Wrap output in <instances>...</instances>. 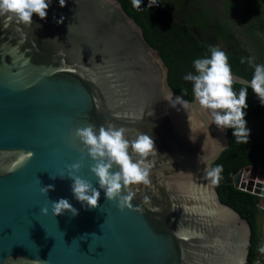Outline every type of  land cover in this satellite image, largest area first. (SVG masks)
<instances>
[{
    "label": "water",
    "instance_id": "water-1",
    "mask_svg": "<svg viewBox=\"0 0 264 264\" xmlns=\"http://www.w3.org/2000/svg\"><path fill=\"white\" fill-rule=\"evenodd\" d=\"M47 13L34 14L32 27H4L0 17V264H247L251 228L204 172L230 148L229 129L208 123L195 97L186 110L165 99L182 95L118 0H51ZM233 74L234 84L249 82ZM109 122L129 140L155 142L150 183L132 186L142 211L106 198L75 136ZM80 161L77 175L101 192L97 208L72 192L68 166ZM250 170L234 177L236 188ZM47 185L55 187L46 195ZM60 198L78 214L55 216Z\"/></svg>",
    "mask_w": 264,
    "mask_h": 264
},
{
    "label": "clouds",
    "instance_id": "clouds-1",
    "mask_svg": "<svg viewBox=\"0 0 264 264\" xmlns=\"http://www.w3.org/2000/svg\"><path fill=\"white\" fill-rule=\"evenodd\" d=\"M51 0H0V17H4V27H8L13 21L27 27L33 26V15L38 14L41 19H46L47 10ZM132 7L142 10L143 0H131ZM61 7L65 6L66 0H59ZM158 4L157 0H149L148 8ZM63 22V18L57 21ZM19 30V29H17ZM70 30V26H69ZM245 59H241L244 63ZM247 63L253 65V59L247 58ZM195 74L189 72L184 76L185 81L193 84V94L196 102L202 110H209L208 123H214L222 131L233 129V135L237 143H247L250 129L247 124L245 109L248 108V89L258 96L261 104H264V64L254 65V74L251 80L239 90L237 95L233 85L238 82L234 76L229 56L218 46L210 48V56L198 58L194 61ZM165 99L175 107L181 105L185 110L190 107L187 100L182 96L173 98V92L169 91ZM126 129L116 127L112 123L107 126L101 125L97 131L96 125L88 124L75 130L77 136L87 150V155L95 163L91 165V171L98 177L99 189H103L108 200L117 202L120 210L125 208L142 211L139 206H134L132 200L136 196L134 185H148L149 173L153 162L150 156L157 154L155 142L148 134H139L135 139L126 137ZM82 167V161L68 166V176L73 181L71 188L75 198L88 208L99 207L100 190L91 181L82 178L77 173ZM118 169V170H114ZM205 177L212 185H218L222 179L223 166L208 167L204 170ZM64 178L63 175L60 176ZM54 185L41 188L46 194ZM126 193V194H125ZM145 204L150 205V198H143ZM52 213L62 215L66 211L73 216L78 214L68 199L60 198L51 201ZM45 215L48 207L41 209ZM179 234V233H177ZM264 252V248L261 249ZM239 264H244L241 259Z\"/></svg>",
    "mask_w": 264,
    "mask_h": 264
},
{
    "label": "trees",
    "instance_id": "trees-1",
    "mask_svg": "<svg viewBox=\"0 0 264 264\" xmlns=\"http://www.w3.org/2000/svg\"><path fill=\"white\" fill-rule=\"evenodd\" d=\"M118 1L127 15L141 27L147 43L159 52L164 64L168 67L169 84L175 93L182 95L187 101H192L194 98L193 84L190 81H185L184 76L189 72L195 74L194 61L198 58L209 57L210 48L216 47L206 43L193 33V28L202 23L201 16L206 14V7H202L201 16L196 14L193 21L181 24L173 20L168 10V8H174V4L170 0H166L165 3L157 0L158 4L151 8H148L149 0H143L142 10L133 8L131 0ZM225 2L227 13L238 19L239 27L235 31L239 30L238 34L247 39V43L255 51V55L237 53L223 47L219 48L228 54L233 73L250 81L254 74V65L264 64V13L256 8L253 0H245L242 8L237 7L236 0H225ZM219 32L220 34H218ZM232 32L229 21L223 23V26L216 30L217 36L222 40H226ZM242 58L245 59L244 63H241ZM247 58L253 59V65L247 63ZM242 87L245 86L233 85L237 95ZM247 103L249 106L245 109V119L250 129L248 142L237 143L233 135L234 130L228 128L230 148L223 152L213 167L223 166L222 179L216 185L222 203L236 210L251 228L247 257V264H251L262 239L260 228L257 225L260 198L235 188L233 178L241 169L254 164L258 153L264 151L262 144L253 138L251 127L253 120H260L264 123V104H261L258 96L250 88L248 89Z\"/></svg>",
    "mask_w": 264,
    "mask_h": 264
},
{
    "label": "rangeland",
    "instance_id": "rangeland-1",
    "mask_svg": "<svg viewBox=\"0 0 264 264\" xmlns=\"http://www.w3.org/2000/svg\"><path fill=\"white\" fill-rule=\"evenodd\" d=\"M162 3L166 0H161ZM173 3H175V0H170ZM197 1L201 3V6L209 8L215 12H217L219 15L227 16V11L225 10L226 2L225 0H184L183 5L181 6L178 4V6L172 10L170 8L169 11H171V14L174 19L177 21H180L183 18V15L181 11H183L185 14H187L189 17L191 14L195 11L197 7ZM237 1V7L242 8V4L245 0H236ZM254 4L257 9H260L264 13V0H253ZM200 6V7H201ZM232 19V18H230ZM180 22H183L182 20ZM231 30H233L232 34L226 39L222 40L217 36V33L212 31H203L202 32V39L211 41L213 45L218 47H223L224 49H229L231 51L235 52H243V53H249L252 56L255 55V51L248 45L247 39L243 36H240L239 30L235 31L238 25V19L236 17H233L230 24ZM198 30V29H197ZM252 127V135L253 138L260 142L262 144L263 150H264V123L260 122V120H253L251 122ZM253 168L251 170V176L255 177L258 176L257 174L262 171V174L264 172V151L261 153H258V157L255 159V163L252 165ZM260 177V176H259ZM259 208V214L257 217V225L260 228L261 236L264 238V201H260L258 204Z\"/></svg>",
    "mask_w": 264,
    "mask_h": 264
},
{
    "label": "flooded vegetation",
    "instance_id": "flooded-vegetation-1",
    "mask_svg": "<svg viewBox=\"0 0 264 264\" xmlns=\"http://www.w3.org/2000/svg\"><path fill=\"white\" fill-rule=\"evenodd\" d=\"M186 1V0H185ZM184 3V0H175V3H173L174 5V8H171L172 10H174L178 4H180L181 6L183 5ZM201 3L199 1H197V7L195 9V11L191 14V16L189 17L187 14H185L183 11H181L182 15H183V18L181 19L183 22H180V21H177L176 19L173 18L172 14H171V11L170 14L173 18V20L183 24V23H189L190 21H193L195 19V15L196 14H199V16L202 15V7L201 6ZM206 9V14L201 18H202V23H200V25L198 27H194L193 28V33L198 37V38H203L202 37V32L203 31H212L214 30V32L216 33V30L221 26H223V23L225 22H230L231 24V20L233 19V16H230L228 13H227V16H223V15H219L217 12L209 9V8H205ZM169 10V9H168ZM212 16V17H211ZM232 18V19H230ZM208 25V26H207ZM205 26V27H203ZM198 29V30H197ZM212 29V30H211ZM220 34V32L218 33ZM204 40V39H203ZM206 43L208 42L209 44H213L211 41H208V40H204Z\"/></svg>",
    "mask_w": 264,
    "mask_h": 264
},
{
    "label": "built area",
    "instance_id": "built-area-1",
    "mask_svg": "<svg viewBox=\"0 0 264 264\" xmlns=\"http://www.w3.org/2000/svg\"><path fill=\"white\" fill-rule=\"evenodd\" d=\"M252 165L248 166V167L251 168V170L253 168ZM251 170L248 173H243V175L241 176V183H244L245 184V188H242L241 189V185H240L237 189H239V190H241L243 192L251 193L252 195H255V196L259 197L260 198V201H262V200L264 201V195H262V194H255L254 193V189L256 188L255 187L256 186V183H261L262 185H264V172L262 174V171H260L257 174L258 176L252 177L251 176V173H252ZM250 183L252 184V186H251V190L248 191L247 190V186ZM233 184H234V178H233ZM260 190L264 192V188H260ZM263 210H264V208H263ZM262 248H264V238L261 239V242H260V244L258 246V249H257V253H256V255H255V257H254V259H253V261H252L251 264H263V254H264V252L261 251Z\"/></svg>",
    "mask_w": 264,
    "mask_h": 264
}]
</instances>
